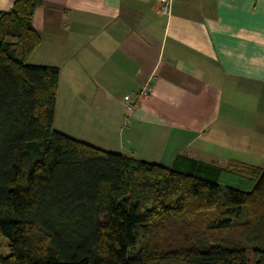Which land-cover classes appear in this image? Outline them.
Listing matches in <instances>:
<instances>
[{
	"label": "trees",
	"instance_id": "1",
	"mask_svg": "<svg viewBox=\"0 0 264 264\" xmlns=\"http://www.w3.org/2000/svg\"><path fill=\"white\" fill-rule=\"evenodd\" d=\"M43 5L0 12V264H264V168L181 172L55 129L60 70L28 63Z\"/></svg>",
	"mask_w": 264,
	"mask_h": 264
},
{
	"label": "crops",
	"instance_id": "2",
	"mask_svg": "<svg viewBox=\"0 0 264 264\" xmlns=\"http://www.w3.org/2000/svg\"><path fill=\"white\" fill-rule=\"evenodd\" d=\"M32 24V57L55 63H28L60 70L58 132L181 172L264 168V0H173L169 17L158 0H44Z\"/></svg>",
	"mask_w": 264,
	"mask_h": 264
},
{
	"label": "built area",
	"instance_id": "3",
	"mask_svg": "<svg viewBox=\"0 0 264 264\" xmlns=\"http://www.w3.org/2000/svg\"><path fill=\"white\" fill-rule=\"evenodd\" d=\"M160 6V12L165 17H169L172 12L173 0H158ZM151 94V86L150 84H146L141 90L134 96H125L123 99V107H124V125L128 126L137 109L140 107L142 102L150 97Z\"/></svg>",
	"mask_w": 264,
	"mask_h": 264
},
{
	"label": "rangeland",
	"instance_id": "4",
	"mask_svg": "<svg viewBox=\"0 0 264 264\" xmlns=\"http://www.w3.org/2000/svg\"><path fill=\"white\" fill-rule=\"evenodd\" d=\"M51 58L52 57H32L31 60H29L28 62L29 63H38V64H42L44 65L45 63H48V62H51ZM51 63H55V62H51ZM148 84V83H146ZM145 84V85H146ZM144 85V86H145ZM143 86V87H144ZM149 99V98H148ZM147 100V99H146ZM145 101V100H144ZM80 112H83V111H80ZM72 115H76L78 116V111H71ZM84 113H82L83 115ZM84 116V115H83ZM74 119V117H72V120ZM71 120V121H72ZM89 121L88 122L90 125H95V119L93 117H90L89 118ZM79 128L80 127H83V128H88V125L87 124H83V117H80L79 119ZM220 184L221 185H224V186H230V187H234V188H240L242 190H250L251 187H247V185H243L242 182L240 181V178L236 175V174H225L223 175L221 178H220ZM7 245H8V240L6 238H0V256H6L8 255V248H7Z\"/></svg>",
	"mask_w": 264,
	"mask_h": 264
}]
</instances>
